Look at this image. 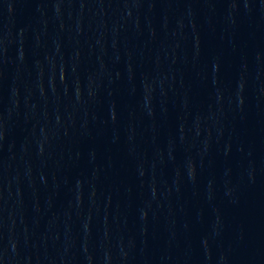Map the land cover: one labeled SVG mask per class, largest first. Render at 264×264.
I'll use <instances>...</instances> for the list:
<instances>
[{"label": "water", "instance_id": "obj_1", "mask_svg": "<svg viewBox=\"0 0 264 264\" xmlns=\"http://www.w3.org/2000/svg\"><path fill=\"white\" fill-rule=\"evenodd\" d=\"M227 0H0V264H222Z\"/></svg>", "mask_w": 264, "mask_h": 264}]
</instances>
